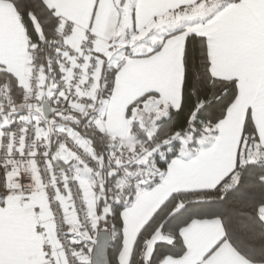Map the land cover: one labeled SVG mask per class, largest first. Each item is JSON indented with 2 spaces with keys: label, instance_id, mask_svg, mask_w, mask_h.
<instances>
[{
  "label": "snow or ice",
  "instance_id": "1",
  "mask_svg": "<svg viewBox=\"0 0 264 264\" xmlns=\"http://www.w3.org/2000/svg\"><path fill=\"white\" fill-rule=\"evenodd\" d=\"M0 264H264V0H0Z\"/></svg>",
  "mask_w": 264,
  "mask_h": 264
}]
</instances>
